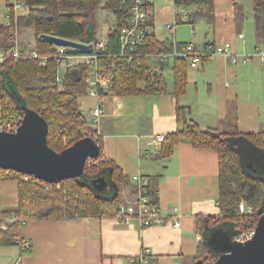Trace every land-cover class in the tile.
<instances>
[{
  "label": "crops",
  "instance_id": "crops-1",
  "mask_svg": "<svg viewBox=\"0 0 264 264\" xmlns=\"http://www.w3.org/2000/svg\"><path fill=\"white\" fill-rule=\"evenodd\" d=\"M163 1L170 9L167 12L174 14L173 0ZM7 3H11L10 0H0V28L5 27L7 22ZM153 4L152 0L153 31L160 42L174 40L185 46L190 43L194 49L201 50L208 43L229 41L232 51L238 55L264 48L263 39L255 31L254 21L248 31L243 27L245 18L250 16L253 20V8L251 12L246 11L249 16L243 13L238 16L235 0H214V31L210 38L205 35L198 43H195L194 37L188 41H176V26L173 31L166 29L167 24H172L170 15L163 27L157 28V8ZM24 9L26 13L28 8ZM174 17L175 21H179L183 14ZM26 29L33 45L26 48L21 43V51L31 53L35 48L34 32L31 27ZM239 34L243 38H239ZM1 37L0 33V55L8 48L2 45ZM150 65L159 80L163 81V84L160 83L163 90L130 96L107 93L99 99L103 113L97 129L104 157L113 161L128 178V185L122 189L123 202L130 201L135 194L131 176H158L156 204L164 221L145 228L136 218L124 222L118 216L23 222L19 237L23 242L30 243L31 254L21 256L20 245H0V264H12L19 257V264H139L136 257L145 248L150 250L149 264H197L201 261L196 257L204 242L205 231L217 229L227 233L224 226L200 224L197 220V216L219 217L217 154L210 149L193 148L190 143L181 140L170 157L155 158L162 145V142H156L155 137L166 136L178 129L175 116L177 104L187 107L189 118L203 129L227 131L230 124L226 119H230L239 132L264 131V63L256 57L247 63H233L222 55L204 58L197 67H188L198 69L194 72L192 89L187 78L186 92L178 98L171 93L173 80L171 85L166 80V70L172 73L169 66L158 62ZM200 83L205 84L207 94L195 96L193 100L191 96L197 94L196 87ZM89 100L91 111L96 100L93 97ZM197 105L205 114L194 112L193 107ZM226 113H230L229 117ZM221 122L225 125L222 129ZM234 139L238 140L234 145L244 171L264 179V174H258V166H255L258 162L255 156L264 158V151L246 138ZM17 202V181L0 178V211L13 210ZM175 221L178 226L173 225ZM231 229L233 236L232 224Z\"/></svg>",
  "mask_w": 264,
  "mask_h": 264
},
{
  "label": "trees",
  "instance_id": "trees-1",
  "mask_svg": "<svg viewBox=\"0 0 264 264\" xmlns=\"http://www.w3.org/2000/svg\"><path fill=\"white\" fill-rule=\"evenodd\" d=\"M15 1L28 8L26 13L17 16L18 27H31L35 37L34 51L38 56L50 58L5 59L0 62V126L4 130L15 121L19 123L26 107L45 119L48 125L47 143L56 152L83 137L94 136V129L85 118L80 104V99L87 95L90 68L84 64L65 67L62 82L61 79L57 81L58 61L53 57L55 49L47 42L38 41L37 36L46 33L83 43H95L98 39L97 13L100 9L112 12L116 19L114 28L107 32V44L102 57L97 60L100 74L112 76L113 86L109 93L130 96L161 91L160 83L163 81L157 77L150 61H127L114 56L119 50L120 29L130 17L134 0ZM251 3L254 28L264 44V0H251ZM173 5L175 8L188 9L186 22L190 24L204 19L208 24L214 25V0H173ZM145 9L149 16L147 22L153 27L152 3H147ZM0 33L2 45L8 46L7 29L1 27ZM184 47V43L174 45L171 40L160 42L152 33L147 37L142 51L168 53L174 48L182 50ZM157 62L162 66H169V62ZM188 67L185 57L173 58L171 61V93L175 98L186 92ZM175 116L178 129L165 136L155 158L170 157L181 140L187 141L193 148L210 149L217 154L219 217L197 216L198 222L213 226L223 222L232 224L238 206L236 202L240 197L252 206L256 221L258 209L264 208V179L246 173L233 142L223 139L243 137L264 151V131L239 132L230 119H226L230 124L227 131L203 129L189 118V109L179 104L176 105ZM96 141L100 149L99 155L95 159L86 160L84 176L80 179L68 178L48 184L42 180L34 181L35 177L32 175L24 180V174L0 168V178H13L17 181L18 195V202L13 210L0 211V245H20L21 256H27L31 254V245L19 237L23 222L118 216L119 206L124 201L122 189L128 185V178L113 161H107L104 157L100 138ZM100 175L107 176L111 192L99 193L89 184V180ZM158 180V176L149 178V193L154 202L158 199ZM46 186L51 187L47 189ZM113 195L115 196L112 197ZM8 218L11 220L6 221ZM201 245L196 258L201 261L213 259L204 242Z\"/></svg>",
  "mask_w": 264,
  "mask_h": 264
},
{
  "label": "built area",
  "instance_id": "built-area-1",
  "mask_svg": "<svg viewBox=\"0 0 264 264\" xmlns=\"http://www.w3.org/2000/svg\"><path fill=\"white\" fill-rule=\"evenodd\" d=\"M124 1V0H122ZM147 3H152V0H134L133 5L130 8V17L125 23L119 33V50L114 56L119 58H124L127 61H141L146 59L150 61L154 59L162 62H169L173 58L185 57L188 60L190 67H197L202 59L214 56L222 55L228 58L233 63H247L253 57L258 58L262 63H264V48L255 49L250 54H235L232 51V44L229 41L222 43H208L203 49L196 50L190 43L182 50L174 48L168 53H146L142 51V48L147 43V37L152 33L154 34L153 27L148 24V12L145 9ZM24 7L20 3L14 1L13 3H7L6 13L7 22L5 23V28L8 34V48L2 51L0 55V62L5 59H21V58H40L47 59L50 57L38 56L35 51L31 53H23L21 51L20 39L18 37V25L17 16L18 10ZM27 8V7H25ZM183 14L181 19H186L188 13L183 7L175 8L174 16H180ZM180 21V19H179ZM176 21L172 24H167L166 29L173 31ZM239 38H243L242 34L238 35ZM174 45L176 42L172 41ZM107 44V38H98L95 43H92L91 52H73L75 49L65 48V47H53L55 49L54 58L58 61V65L62 62L65 67H73L79 64H84L90 68V75L87 79V95L93 97L96 100L95 106L91 109V125L94 129L93 139L97 140L100 138L97 126L99 124L100 118L102 116L103 110L99 103V99L109 93V89L113 86V79L111 75H102L99 72V67L97 66V60L102 57V51ZM77 51V50H76ZM43 65V63H42ZM61 78L56 73V80L59 81ZM21 120V119H20ZM16 122V123H15ZM13 124L7 125L6 131H15L19 123L15 121ZM0 130H4L0 126ZM90 136V135H88ZM165 136L157 135L155 137L156 142H163ZM29 175H24L23 179L27 180ZM34 181H40L34 179ZM131 181L135 187L134 197L130 201H126L120 204L118 218L124 222H128L132 218L139 220L141 227H150L152 225L161 224L164 221L163 215L160 213L156 202L153 201L149 193V178L136 174L131 176ZM52 184V183H48ZM51 186H46L50 188ZM258 219V215H257ZM255 216L253 214V209L251 205L246 204L241 201L238 203L237 210L232 219V225L234 229V234L232 239L236 242H244L250 239L255 231L256 227ZM174 226H178L177 221L174 222ZM150 250L143 249L142 252L136 260L139 264H149ZM21 257H19L12 264H19ZM214 259H207L201 261L200 264H211Z\"/></svg>",
  "mask_w": 264,
  "mask_h": 264
},
{
  "label": "water",
  "instance_id": "water-1",
  "mask_svg": "<svg viewBox=\"0 0 264 264\" xmlns=\"http://www.w3.org/2000/svg\"><path fill=\"white\" fill-rule=\"evenodd\" d=\"M37 39L53 47L71 48L81 52H91L93 46L92 43L46 33H40ZM47 132L48 125L45 119L38 112L25 107L15 131L0 130V168L32 175L46 183H57L68 178H83L86 160L95 159L99 155L97 141L91 136H86L56 152L48 146ZM223 140L226 142L231 140L233 145L238 141L234 138ZM238 155L240 157L239 153ZM88 182L102 194L111 184L105 175ZM257 215L254 234L244 242L234 241L228 232L207 230L204 244L214 259L211 264H264L263 207L258 209ZM200 263L201 261L197 262Z\"/></svg>",
  "mask_w": 264,
  "mask_h": 264
},
{
  "label": "rangeland",
  "instance_id": "rangeland-1",
  "mask_svg": "<svg viewBox=\"0 0 264 264\" xmlns=\"http://www.w3.org/2000/svg\"><path fill=\"white\" fill-rule=\"evenodd\" d=\"M14 1L15 0H10L11 3H13ZM235 1L237 2V5H238V8L236 9V11H238V16L241 13L249 16V14L246 13V11H250V12L252 11L251 0H235ZM153 3H154L153 5H155V8H157V13H156L157 23L155 25L157 28L163 27V25L165 24L164 22L167 20V17L169 15L172 17V21H170V23L176 22L174 15L169 14L167 12V11H170V9H168V4H165L163 0H153ZM25 11H26V9H24V7H22L18 10V14L25 13ZM172 11H173V9H172ZM185 11H188V9L185 8ZM251 18L252 17L249 16V18L244 19V22H243L244 26L243 27H244L245 31H248L250 26H251V28L253 27V20ZM186 19H181L180 22H177L175 24V26H176V41H179V42L180 41H188L192 37H194L195 43H198V42H200V40H202L204 38L205 35H207V38H210L212 36V33L214 31V25L208 24L204 19H198L194 23L190 24V23L186 22ZM97 22H98L97 38L105 39L107 32L111 31L114 28V26L116 24V19H115V16L112 12L100 9L97 13ZM18 34H19L18 37L20 39V46L22 43L23 45L26 46V48H29V47L31 48L33 45V39H32V37L29 38V36L27 35V29L18 27ZM153 62H156V61L154 59L150 60V63H153ZM151 65H154V64H151ZM170 66H171V61L169 63V68H170ZM198 68H200V67H198ZM197 70L198 69H191V68H188V70H187V75H188L187 78H188V81H190V83H191L190 89H192V85H193L194 72H196ZM166 71L167 72L165 73V76H166L167 83L169 85H171L172 73L168 69ZM164 72H165V70H164ZM64 74H65V66H64V63L62 62L61 64L58 65V68H57V75L61 78L60 82H62V77H64ZM197 86H198V87H196L198 89V91H196L197 94L194 96H191V98L193 100L195 99V96L198 97V96H201V94H203L205 96L207 94V91H208L205 84L203 85L202 83H200ZM190 91L192 93V90H190ZM82 98H83V100H81L82 102L80 101L82 112H83L85 118L87 119V121L90 122L91 121V113L89 112L90 111L89 109L91 107V101L89 100L88 95H85ZM193 108H194V112L196 111L197 114H200V115L205 114L201 111L199 105H197L196 108L195 107H193ZM229 114L230 113H226V117H229ZM223 126H225V125L222 124V122H221L220 123V129H222ZM255 158L258 161L255 165V166H258L257 167V171L259 172L258 174H261V173L264 174V158H261L258 155H256ZM109 192H111V186L110 185H108V187L106 189V193H109ZM241 201L245 202L240 197V199H238V201L236 203L238 204ZM219 226H224L227 229L228 235L232 238V229H231V224L229 222L220 223ZM205 234H206L205 235V237H206L208 234L207 231H205ZM13 251H14V249H13Z\"/></svg>",
  "mask_w": 264,
  "mask_h": 264
}]
</instances>
